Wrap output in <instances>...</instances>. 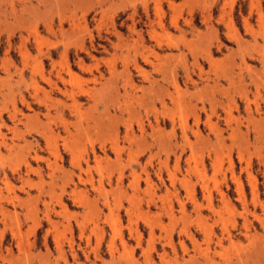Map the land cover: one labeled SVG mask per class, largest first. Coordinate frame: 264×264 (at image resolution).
<instances>
[{"label":"rangeland","instance_id":"1","mask_svg":"<svg viewBox=\"0 0 264 264\" xmlns=\"http://www.w3.org/2000/svg\"><path fill=\"white\" fill-rule=\"evenodd\" d=\"M0 2V264H264V0Z\"/></svg>","mask_w":264,"mask_h":264},{"label":"bare ground","instance_id":"2","mask_svg":"<svg viewBox=\"0 0 264 264\" xmlns=\"http://www.w3.org/2000/svg\"><path fill=\"white\" fill-rule=\"evenodd\" d=\"M0 1H1V0H0ZM0 3H1V2H0ZM0 7H1V5H0ZM239 190H240V189H239ZM4 198H5V197H4ZM4 198H3V199H4ZM16 198H17V197H16ZM95 229H96V228H95ZM191 239H192V238H191Z\"/></svg>","mask_w":264,"mask_h":264}]
</instances>
